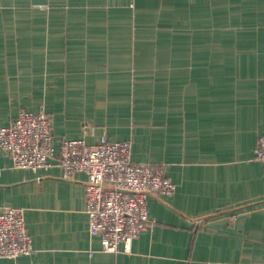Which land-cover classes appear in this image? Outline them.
Returning a JSON list of instances; mask_svg holds the SVG:
<instances>
[{
  "label": "crops",
  "instance_id": "0c3cea01",
  "mask_svg": "<svg viewBox=\"0 0 264 264\" xmlns=\"http://www.w3.org/2000/svg\"><path fill=\"white\" fill-rule=\"evenodd\" d=\"M20 108L51 119L55 152L128 140L175 188L104 252L85 173L16 169L0 150V211L23 207L33 247L0 264H264V0H0V126Z\"/></svg>",
  "mask_w": 264,
  "mask_h": 264
},
{
  "label": "built area",
  "instance_id": "2783aa9c",
  "mask_svg": "<svg viewBox=\"0 0 264 264\" xmlns=\"http://www.w3.org/2000/svg\"><path fill=\"white\" fill-rule=\"evenodd\" d=\"M130 141L89 143L83 138L61 139L55 152L51 119L45 112L20 108L15 118L0 126V150L13 168L30 171L48 168L51 160L65 179L85 173V211L90 235L100 239L101 250L116 252L123 243L152 227L146 199L149 194L169 195L175 184L160 165L133 161ZM255 159L264 167V134L256 140ZM206 217L191 220L202 224ZM32 240L24 223V209L8 206L0 211V258H16L32 252Z\"/></svg>",
  "mask_w": 264,
  "mask_h": 264
}]
</instances>
